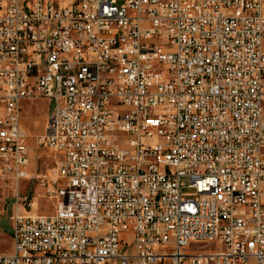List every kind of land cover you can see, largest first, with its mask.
<instances>
[{
    "label": "built area",
    "instance_id": "1",
    "mask_svg": "<svg viewBox=\"0 0 264 264\" xmlns=\"http://www.w3.org/2000/svg\"><path fill=\"white\" fill-rule=\"evenodd\" d=\"M0 264H264L263 0H0Z\"/></svg>",
    "mask_w": 264,
    "mask_h": 264
},
{
    "label": "rangeland",
    "instance_id": "2",
    "mask_svg": "<svg viewBox=\"0 0 264 264\" xmlns=\"http://www.w3.org/2000/svg\"><path fill=\"white\" fill-rule=\"evenodd\" d=\"M49 109L50 101L47 99L26 101L23 104L22 121L31 134L33 146V177L21 181L18 190L10 182L0 181V254L9 253L13 249L12 217L16 210L21 212L29 209L28 204L31 202H34L37 212L48 211L50 208L36 175L46 174L52 168L51 153L35 145V138L45 132Z\"/></svg>",
    "mask_w": 264,
    "mask_h": 264
}]
</instances>
